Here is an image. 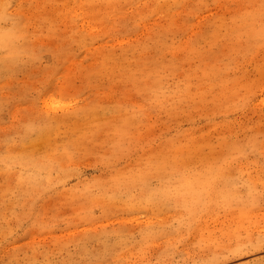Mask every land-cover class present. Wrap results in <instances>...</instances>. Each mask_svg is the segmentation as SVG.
Segmentation results:
<instances>
[{
	"label": "rangeland",
	"instance_id": "374dc122",
	"mask_svg": "<svg viewBox=\"0 0 264 264\" xmlns=\"http://www.w3.org/2000/svg\"><path fill=\"white\" fill-rule=\"evenodd\" d=\"M0 264H264V0H0Z\"/></svg>",
	"mask_w": 264,
	"mask_h": 264
}]
</instances>
